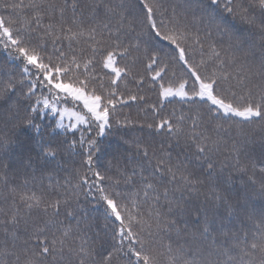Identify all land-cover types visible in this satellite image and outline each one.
Segmentation results:
<instances>
[{
	"label": "snow or ice",
	"instance_id": "obj_1",
	"mask_svg": "<svg viewBox=\"0 0 264 264\" xmlns=\"http://www.w3.org/2000/svg\"><path fill=\"white\" fill-rule=\"evenodd\" d=\"M0 46L23 65L0 74V264H264V169L242 127L259 125L264 164V0H0ZM177 98L187 111L164 115ZM133 105L144 135L101 164L98 138Z\"/></svg>",
	"mask_w": 264,
	"mask_h": 264
},
{
	"label": "trees",
	"instance_id": "obj_2",
	"mask_svg": "<svg viewBox=\"0 0 264 264\" xmlns=\"http://www.w3.org/2000/svg\"><path fill=\"white\" fill-rule=\"evenodd\" d=\"M223 6V0H221V7ZM225 26L226 27H239L243 28L244 26L239 23V21L234 20L232 17L227 16L225 13ZM122 66V65H118ZM23 65H21L20 60L18 58H15L13 56H9L7 50H5L2 46H0V74L3 73H9L12 76H15L19 78L20 71L22 69ZM4 79H7V76H3ZM147 96L149 98V103H156L157 102V93L156 92H148ZM163 104L165 105L163 109V114L167 115L170 111L175 110L179 112L182 108L187 111V107L179 102V99L172 100L171 103H169L168 100H163ZM208 105H205L204 107H207ZM63 107V106H62ZM67 107H73L72 103H68ZM143 105L140 107H137L136 105H133L131 107H125L123 109V113L126 115H130L135 123H130L127 126L123 127H115L110 134H106L103 137L98 138L99 143L101 145V153L99 154V162L101 164H106L111 159V156L114 152H121L125 153L131 148V143H125L130 142L133 139L141 138L144 134L140 131V125L144 124L146 122H151V114L147 118L144 117V113L140 110ZM75 108L80 111L79 104L75 105ZM240 118L233 117L232 119H228L224 121L225 127H228L230 124H234L239 121ZM37 123H41L43 125V133L45 139L49 138L48 134L52 131V123H53V117L51 114H43L41 115V119L37 121ZM69 123H74L73 120L68 121L64 119V124L68 125ZM245 131L248 132L250 137H255L256 144H255V152H254V160L253 165L255 172L257 174L256 178L259 179V170L264 169V164L260 162L259 159V139H260V128L259 125H243ZM2 128V126H0ZM59 132V136L57 139L64 140L65 138L72 139V130L69 129L67 133L64 132V129H57ZM4 132L0 131V135H3ZM80 135L79 132L76 133V137L78 138ZM87 135V134H86ZM21 138H29L30 140H38L40 138V134L37 133L34 129L28 128L26 132L20 133ZM21 151L20 148H15V152L19 153ZM130 154V153H129ZM11 155V154H10ZM74 159L79 160V156H75ZM222 159V157H221ZM57 160L60 161L65 167H79V165H72L71 161L68 159V154L65 152L61 156L57 157ZM252 172H249V175H252ZM64 176H71L70 172H61L59 175V179L61 182H63ZM237 186H239V180H237ZM83 203V201H82ZM90 205H93L96 207V211L92 212L89 219L91 221H95L98 217L102 216L103 213V205H97L95 201H90ZM90 205L86 204L84 207L88 208ZM255 208L257 211L264 208V200L260 199L258 196L255 198L254 201ZM61 219H64V217H61ZM74 223V222H73ZM236 227H239V224L236 225Z\"/></svg>",
	"mask_w": 264,
	"mask_h": 264
},
{
	"label": "rangeland",
	"instance_id": "obj_3",
	"mask_svg": "<svg viewBox=\"0 0 264 264\" xmlns=\"http://www.w3.org/2000/svg\"><path fill=\"white\" fill-rule=\"evenodd\" d=\"M68 108L72 109L73 107H68ZM76 111H78V110L76 109ZM65 119L68 120V121L73 120L75 122V118L72 117L70 114H66Z\"/></svg>",
	"mask_w": 264,
	"mask_h": 264
}]
</instances>
